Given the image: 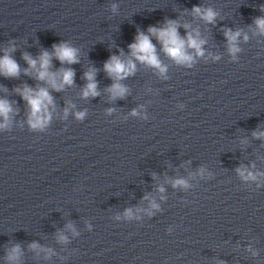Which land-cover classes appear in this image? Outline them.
Returning <instances> with one entry per match:
<instances>
[{
  "label": "water",
  "instance_id": "1",
  "mask_svg": "<svg viewBox=\"0 0 264 264\" xmlns=\"http://www.w3.org/2000/svg\"><path fill=\"white\" fill-rule=\"evenodd\" d=\"M196 7L212 9L213 23ZM262 8L264 0H0V59L19 67L15 77L0 73V101L11 108L0 117V264H264ZM169 21L181 39L204 42L202 56L186 49L190 66L148 31ZM228 31L240 33L235 53ZM141 33L163 73L132 56ZM61 44L78 63L56 58ZM44 52L57 84L74 72L71 86L37 79ZM113 56L135 64L118 81L122 98L104 70ZM90 70L98 95L85 98ZM42 88L50 119L32 128L22 93Z\"/></svg>",
  "mask_w": 264,
  "mask_h": 264
},
{
  "label": "clouds",
  "instance_id": "2",
  "mask_svg": "<svg viewBox=\"0 0 264 264\" xmlns=\"http://www.w3.org/2000/svg\"><path fill=\"white\" fill-rule=\"evenodd\" d=\"M261 10L264 11V8H262ZM192 11L207 23H213L216 18V13L210 8L202 10L201 8L196 7L193 8ZM255 23L261 34H264V19L258 18ZM148 31L151 35H154L162 44L164 52L178 64L188 63L190 66L193 57L187 53L186 49L188 48L194 49L198 56L203 55L201 46L204 42L198 40L192 34H189L186 40L181 39L178 35L177 24L173 21H169L165 28H149ZM239 35V32L235 34L231 33L230 31L225 32V37L229 41V44L231 46L229 50L232 53L239 51L238 48L234 47V43ZM245 39H247V37H245ZM129 47L132 56H134L136 60L158 68L161 73L165 71V69L161 67L160 61L156 56L155 46L152 44L149 36L142 33L138 34L136 43L130 45ZM54 49L55 56L61 63H78L77 52L74 48L69 47L67 44H61L59 46H54ZM25 60L28 62L31 68L36 69L37 62L35 60H31L27 56H25ZM49 66V54L47 52H44L40 57V67L37 70L38 80L48 82L57 91L61 90L65 85L71 86L73 84L74 72L72 70L62 71V80L59 84H57L55 75L49 73L48 71ZM104 70L108 73L109 77L117 81L116 83L112 84L109 92L111 93L113 98H122L126 94L127 89L124 88L120 83H118V81L126 78L129 75H132L135 71V64L131 61L125 63L118 57L113 56L111 57L110 61L104 65ZM18 72L19 67L17 63L12 60L7 54L2 59H0V73H3L8 77H15L18 75ZM85 79L88 81V84L86 85L83 93L84 97H96L98 95V92L96 91L97 84L95 83V71L90 70L89 72L85 73ZM22 95L31 108V116L29 119L31 127H44L50 119V116L47 112V106L52 104V98L47 90L42 88L38 92L33 93L32 90L25 89ZM10 112L11 108L9 104L5 101H0V117H3L5 121H7L8 114ZM135 114L136 113L133 112V115ZM83 115V113H78L77 118L82 119ZM3 126L4 125H0V127ZM260 135L264 136V133H261ZM240 175L243 177L244 172L240 171ZM245 178L254 179L255 177H253L252 174L249 173L248 177ZM184 184V181L178 180L175 182L174 186ZM153 207H155V205H153ZM127 214L130 215V211ZM61 239H63V237H61ZM33 247H35V245H33ZM16 251H18V249H13V253H15ZM11 258L12 257H10V259Z\"/></svg>",
  "mask_w": 264,
  "mask_h": 264
}]
</instances>
